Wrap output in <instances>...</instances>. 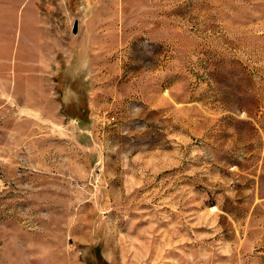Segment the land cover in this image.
I'll list each match as a JSON object with an SVG mask.
<instances>
[{
    "label": "rangeland",
    "instance_id": "rangeland-1",
    "mask_svg": "<svg viewBox=\"0 0 264 264\" xmlns=\"http://www.w3.org/2000/svg\"><path fill=\"white\" fill-rule=\"evenodd\" d=\"M5 1L0 264H264V0Z\"/></svg>",
    "mask_w": 264,
    "mask_h": 264
},
{
    "label": "crops",
    "instance_id": "crops-1",
    "mask_svg": "<svg viewBox=\"0 0 264 264\" xmlns=\"http://www.w3.org/2000/svg\"><path fill=\"white\" fill-rule=\"evenodd\" d=\"M5 2L7 3V5L4 6V10L3 11H7V9L9 8V6L11 4L10 0H6ZM17 3H18V10L19 11L21 10V12H23L25 8L28 9L27 21L32 22L33 21L32 16H33V12H34V2L32 0H26V1L17 0Z\"/></svg>",
    "mask_w": 264,
    "mask_h": 264
},
{
    "label": "water",
    "instance_id": "water-1",
    "mask_svg": "<svg viewBox=\"0 0 264 264\" xmlns=\"http://www.w3.org/2000/svg\"><path fill=\"white\" fill-rule=\"evenodd\" d=\"M77 29H78V23H77V21H74L73 28H72V32L73 33H76L77 32Z\"/></svg>",
    "mask_w": 264,
    "mask_h": 264
}]
</instances>
